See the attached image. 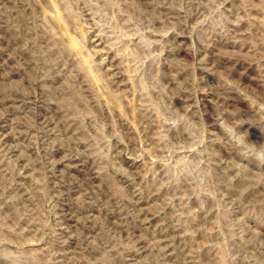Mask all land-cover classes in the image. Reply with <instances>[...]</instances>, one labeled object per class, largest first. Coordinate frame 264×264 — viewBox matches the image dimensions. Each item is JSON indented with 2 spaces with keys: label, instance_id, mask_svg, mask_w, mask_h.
<instances>
[{
  "label": "rangeland",
  "instance_id": "1",
  "mask_svg": "<svg viewBox=\"0 0 264 264\" xmlns=\"http://www.w3.org/2000/svg\"><path fill=\"white\" fill-rule=\"evenodd\" d=\"M0 264H264V0H0Z\"/></svg>",
  "mask_w": 264,
  "mask_h": 264
}]
</instances>
